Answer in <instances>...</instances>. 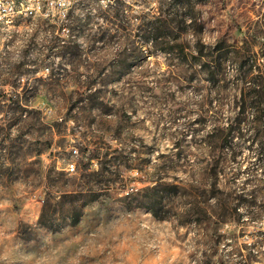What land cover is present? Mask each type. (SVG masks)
Returning <instances> with one entry per match:
<instances>
[{"label":"rangeland","instance_id":"1","mask_svg":"<svg viewBox=\"0 0 264 264\" xmlns=\"http://www.w3.org/2000/svg\"><path fill=\"white\" fill-rule=\"evenodd\" d=\"M247 70L264 80V0H78L6 26L0 264H264V105L215 129Z\"/></svg>","mask_w":264,"mask_h":264},{"label":"built area","instance_id":"2","mask_svg":"<svg viewBox=\"0 0 264 264\" xmlns=\"http://www.w3.org/2000/svg\"><path fill=\"white\" fill-rule=\"evenodd\" d=\"M78 0H0V29L14 23L18 18L50 17L63 19ZM106 0H103L105 2ZM63 29H66V25ZM78 150L74 149L77 155ZM68 172L76 171V162L66 164Z\"/></svg>","mask_w":264,"mask_h":264},{"label":"trees","instance_id":"3","mask_svg":"<svg viewBox=\"0 0 264 264\" xmlns=\"http://www.w3.org/2000/svg\"><path fill=\"white\" fill-rule=\"evenodd\" d=\"M119 10L116 11L115 14H118ZM64 41V40H63ZM201 46H204V44L202 42ZM60 46V45H59ZM196 53H198V55H195V57L201 61V59H203L204 63H208V64H212L215 67H217L218 70H220L221 65L223 63V53L219 52L216 56L213 55V52H204L202 49L196 51ZM208 67V66H207ZM209 67H211L209 65ZM218 70L216 72H218ZM250 70H247V73H244V78H249L250 76V72H248ZM212 73H214V71H212ZM249 82L250 84L253 83V88L249 89L247 91V93L242 97V105L240 106V110H239V114L238 117L236 118V125L235 126H222V125H218L215 127V129L217 130V134H216V138H219L220 140L222 139L223 136L226 137V139L230 138V141L233 137H235V135H237V133H240V131H242V122H243V117H241L242 115H244L245 113V108L246 106L250 105L252 107L255 108V110L258 111V109H260V104H262V107L264 105V80L261 79V81H252V77L249 78ZM252 81V82H251ZM247 100H246V99ZM259 105V106H258ZM264 108V107H263ZM263 108H261L260 110H262ZM242 114V115H241ZM259 120H255V123H259ZM261 125V124H259ZM258 125V126H259ZM258 126H253L254 128V136L256 135V141L257 143H261V147L264 148V146L262 145V143H264V130L262 132V130L258 131ZM226 144V143H224ZM261 150V149H260ZM259 153H262L261 156V161L262 164H264V153L261 151H259Z\"/></svg>","mask_w":264,"mask_h":264},{"label":"bare ground","instance_id":"4","mask_svg":"<svg viewBox=\"0 0 264 264\" xmlns=\"http://www.w3.org/2000/svg\"><path fill=\"white\" fill-rule=\"evenodd\" d=\"M3 29H0V33L2 32Z\"/></svg>","mask_w":264,"mask_h":264}]
</instances>
